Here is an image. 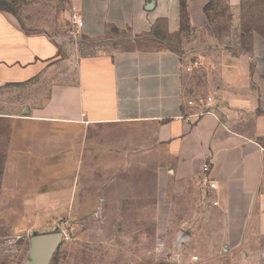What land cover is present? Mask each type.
Here are the masks:
<instances>
[{"label":"crops","instance_id":"obj_1","mask_svg":"<svg viewBox=\"0 0 264 264\" xmlns=\"http://www.w3.org/2000/svg\"><path fill=\"white\" fill-rule=\"evenodd\" d=\"M65 1L84 21L73 34L107 40V31L116 28L127 32L123 40H154L151 34L161 30L183 41L178 48L134 46L79 55L64 80L67 59L58 36L26 33L0 10V85H28L57 71L55 81L29 97L23 108L28 115L17 121L66 131H29L30 145L16 150L25 158L23 171L54 167L62 181L55 186L57 202L79 204L85 190L80 183L96 179L95 167L114 171L122 163L117 143L97 146L96 139L108 136L85 129L151 125L150 140L165 149L163 166L174 182L191 180L199 187L202 165L209 163L215 187L199 189L212 211L205 216L216 222L210 249L216 255L206 264H264V32L255 40L260 16H250L264 14V0H225L232 21L254 40L246 51L234 40L223 46L210 32L215 0ZM194 69L206 70L209 103L190 98L186 71ZM186 235L181 245L191 240Z\"/></svg>","mask_w":264,"mask_h":264},{"label":"rangeland","instance_id":"obj_2","mask_svg":"<svg viewBox=\"0 0 264 264\" xmlns=\"http://www.w3.org/2000/svg\"><path fill=\"white\" fill-rule=\"evenodd\" d=\"M70 9L65 0H0V10L26 33L58 36L67 59L64 80L70 79L71 73L67 72L79 55L134 46L178 48L183 41L178 36H166L161 30L151 34L154 40H123L127 32L116 28L107 31V40H94L70 32L66 18ZM212 10L210 32L223 40V46L234 40L239 50H249L254 40L245 27L240 29L232 21L225 0H215ZM250 16H260L255 23V40H261L258 32H264V14ZM186 72L190 98L198 101L210 96L203 88L206 70ZM56 74L54 71L48 79L28 85H0V264H35L29 256L32 231L63 232L62 241L47 264L208 263L216 255L210 251L215 245L216 222L205 216L212 211L204 205V193L196 182H174L170 178L163 166L165 149L150 140L151 125L115 124L85 129V133L108 136L107 140L96 139L97 146L117 143L122 163L114 171L101 172L99 166L95 167L91 178L96 179L80 183L85 190L81 191L79 204L57 202L55 186L62 181L61 174L52 171L54 167H48L45 173L23 171L25 158L16 156V150L30 145L26 141L29 131L66 132L58 125L17 121L28 115L23 108L29 97L38 95L39 85L49 86L55 81ZM64 184L66 187V181ZM88 192L93 194L90 204L86 203ZM180 231L192 238L175 245Z\"/></svg>","mask_w":264,"mask_h":264},{"label":"water","instance_id":"obj_3","mask_svg":"<svg viewBox=\"0 0 264 264\" xmlns=\"http://www.w3.org/2000/svg\"><path fill=\"white\" fill-rule=\"evenodd\" d=\"M29 256L35 264H47L52 256L54 250L62 241L63 232L53 231L37 234L35 231L31 232ZM187 235L181 231L177 234V242L180 243L185 240Z\"/></svg>","mask_w":264,"mask_h":264},{"label":"built area","instance_id":"obj_4","mask_svg":"<svg viewBox=\"0 0 264 264\" xmlns=\"http://www.w3.org/2000/svg\"><path fill=\"white\" fill-rule=\"evenodd\" d=\"M68 22H69L71 31L77 32L83 27V24H84L83 18L80 12L74 7L70 9ZM204 100L207 103H209L212 101V97L207 96L205 99L203 98L199 99L200 102H203ZM209 171H210L209 163L204 162L202 165V172L205 174V176L200 180L199 187L202 188L206 192H208L209 189H212L215 187L214 180H212L210 176L208 175ZM213 203L216 204L215 201Z\"/></svg>","mask_w":264,"mask_h":264}]
</instances>
